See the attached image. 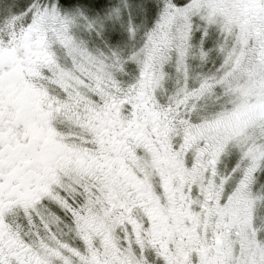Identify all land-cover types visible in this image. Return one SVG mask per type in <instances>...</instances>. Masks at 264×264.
Instances as JSON below:
<instances>
[{
  "label": "snow or ice",
  "instance_id": "obj_1",
  "mask_svg": "<svg viewBox=\"0 0 264 264\" xmlns=\"http://www.w3.org/2000/svg\"><path fill=\"white\" fill-rule=\"evenodd\" d=\"M204 3L154 0L158 13L145 28L131 19L132 0H0V264H178V244L152 237L154 221L112 159L134 152L147 160L144 144L129 137L125 150L111 133L105 137L100 128L89 129L99 123L92 116L108 111L113 100L134 96L149 81L155 85L149 103L158 102L178 120L183 117L184 126H199L226 105L230 61L239 60L226 57L225 33L211 21ZM252 7L264 15V0H253ZM101 9L107 11L89 15ZM110 26L126 32L123 43H115L117 34L109 32ZM194 32L201 37L202 64L211 51L203 42L216 34L221 59L209 74L192 71ZM37 48L44 51L34 55L31 49ZM12 50L24 59H14ZM169 64L178 74L171 93L165 87ZM132 67L134 75L129 74ZM21 77L30 82L33 101L43 97L40 107L25 104L14 92V85L22 86ZM117 106L121 120H132V103ZM120 131L118 139H124L126 133ZM185 143L183 134L171 140L186 168L208 161L204 180L192 186V195L204 202L205 185L220 184L223 177L219 204L250 202L253 228L258 229L254 239L264 254V134L250 129L239 144L201 139L185 149ZM233 153L235 164L222 172L221 160ZM132 171L143 179L135 167ZM154 187L157 195L163 194L159 177ZM195 210L200 211L199 205ZM191 261L199 264L196 253ZM255 264L264 259L257 256Z\"/></svg>",
  "mask_w": 264,
  "mask_h": 264
},
{
  "label": "rangeland",
  "instance_id": "obj_2",
  "mask_svg": "<svg viewBox=\"0 0 264 264\" xmlns=\"http://www.w3.org/2000/svg\"><path fill=\"white\" fill-rule=\"evenodd\" d=\"M153 3L154 0H132L131 19L145 28L150 27L158 13V9L152 6ZM252 3L253 0H205L204 7L208 10L209 18L213 23L219 24L225 33L223 47L226 57L234 55L239 64L230 61L231 78L228 81V91L224 93L227 96L226 105H222L214 113H209V118L203 120L199 126H184L181 123L183 117L178 120L176 116H170L167 110L157 107L158 102L150 104L153 96L149 93L155 87L152 81L142 86L134 96L129 94L122 100H113L111 108H115V112L110 108L91 117L92 121L106 117L111 119L120 115L117 105L124 103H132L133 109L138 108L140 104L149 108L153 124L151 127L156 128V131L146 132L147 129H144L141 141L144 146L150 145L147 150L149 159L135 156L134 163L129 165L127 170H131L136 183L149 190L154 188L156 177L160 178L161 186L168 183L176 188V194L190 217L188 222L176 213L166 212L169 207L164 206L163 210H160L164 221L163 232L160 228L159 232L151 235L156 242H159L161 237L166 241H176L178 264H185V261L192 264V253L199 257V264H255L257 256L264 259V254L260 253L254 239L258 229L253 228L250 202L246 199H235L229 204L220 205L219 199L226 183L223 177L220 184L212 182L205 185L204 202H201L199 195H192V186L203 182L204 173L208 171V161L204 160L199 168L189 169L185 167L183 156L178 158V154L171 149V140L182 134L186 139L185 149L191 148L201 139L216 145L230 141L243 143L248 139L250 129H259L261 134H264V15L254 9ZM106 11L107 9L90 11L89 15H103ZM109 32L117 34L116 44L126 40V32L119 27L110 26ZM216 42L215 33L203 42V47L211 51L207 62L202 64L198 60V51L202 46L201 37L198 32L193 33V58L190 63L194 75L209 74L220 63L221 58L215 50ZM42 50L44 51L43 48ZM5 51L9 52L8 49ZM135 71L132 67L129 74L134 75ZM166 72L168 79L165 87L166 91L171 93L176 88L178 74L173 64L167 66ZM194 84L195 81L193 86ZM209 92L210 97L214 95L210 90ZM184 124L186 125V122ZM216 159L219 160L218 155ZM235 162L236 155L233 153L223 157L219 168L222 172L227 171ZM133 167L143 174V179L136 176L132 171ZM261 180L264 182V174ZM185 188L188 189L187 192ZM151 194L161 196L156 192ZM208 201L211 203H207ZM196 205L200 207L199 212L195 210ZM261 224L264 225V219Z\"/></svg>",
  "mask_w": 264,
  "mask_h": 264
},
{
  "label": "flooded vegetation",
  "instance_id": "obj_3",
  "mask_svg": "<svg viewBox=\"0 0 264 264\" xmlns=\"http://www.w3.org/2000/svg\"><path fill=\"white\" fill-rule=\"evenodd\" d=\"M33 51V54H39L43 52L42 48L37 49H31ZM9 52L5 51V54L7 55ZM11 55L14 59L17 61H22L24 57L17 56L15 50L11 52ZM22 67L24 65H21ZM8 73H5V76H7ZM22 86L21 85H14V92L18 93V98L23 99V102L25 104H32L35 103L37 107H40V105L43 103V97L41 96L40 99H37L36 101H33L28 93L32 92V86L29 81H26L21 77ZM38 93V90H36ZM39 94V93H38ZM140 107V108H139ZM152 115L150 114L149 108L145 104H140L138 108L133 109V118L130 121H122L120 119V115H116L111 119L105 118H99V123L92 125L90 128V131L94 130L95 128H100L105 137L108 136L109 133H111V138L113 141H115L118 145L127 146V141L129 137H132V142L135 143L137 140L142 141V131L144 129H147V131H156V128H152ZM151 117V118H150ZM150 121L148 122V120ZM104 125H108L107 127H104ZM122 129L123 133H126L124 136V139H118V137L121 136L122 132L120 131ZM131 129V131H129ZM149 144L145 146V148L149 149ZM114 162H118L120 167L117 169V173L121 174L125 177L127 181V187H131L133 191L137 193L136 200L139 205L143 206V209L145 211L146 215H149L152 220L154 221L153 224V233L159 232V229L161 228V232H163L162 229V223L163 218L160 213V210H163L164 206H168L166 212L172 214L176 213L178 216L186 222H188V219L190 218L189 215L186 214L185 206L182 204L179 199V196L176 194V188L171 186L168 183H164L163 187L164 192L160 197L154 196L151 193H155V187L152 188V190H149L144 185L138 184L134 181L132 174L130 173L131 170H127V172H124V169H127L129 165H132L135 160V153L132 152L127 157L121 155L119 157H112ZM128 160L130 164H126L125 160ZM155 192H154V191ZM151 194V195H150ZM166 202V203H165ZM179 204V206H178ZM178 209V210H177ZM147 235V234H146Z\"/></svg>",
  "mask_w": 264,
  "mask_h": 264
}]
</instances>
